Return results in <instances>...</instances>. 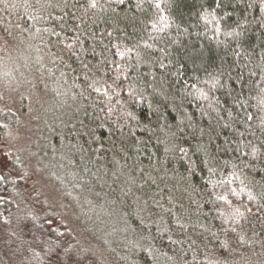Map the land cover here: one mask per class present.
Instances as JSON below:
<instances>
[{
  "label": "trees",
  "instance_id": "trees-1",
  "mask_svg": "<svg viewBox=\"0 0 264 264\" xmlns=\"http://www.w3.org/2000/svg\"><path fill=\"white\" fill-rule=\"evenodd\" d=\"M2 36L0 73L44 71L35 152L108 254L264 264V0H0Z\"/></svg>",
  "mask_w": 264,
  "mask_h": 264
},
{
  "label": "rangeland",
  "instance_id": "rangeland-1",
  "mask_svg": "<svg viewBox=\"0 0 264 264\" xmlns=\"http://www.w3.org/2000/svg\"><path fill=\"white\" fill-rule=\"evenodd\" d=\"M25 64L16 60L9 75L0 73V195L6 192L0 196V264H124L108 254L101 230L71 203L35 152L36 110L43 114L54 97L38 94L44 71L26 72ZM7 110L16 116L13 126Z\"/></svg>",
  "mask_w": 264,
  "mask_h": 264
},
{
  "label": "snow or ice",
  "instance_id": "snow-or-ice-1",
  "mask_svg": "<svg viewBox=\"0 0 264 264\" xmlns=\"http://www.w3.org/2000/svg\"><path fill=\"white\" fill-rule=\"evenodd\" d=\"M93 6H94V5H93ZM156 6L159 8V7H160L159 3H157ZM0 179H3V177H0ZM233 194H235V190H233ZM250 198H252V197L250 196ZM220 199L223 200V199H225V197H224V196H221ZM237 212H238V214L243 215L242 213H239V210H237Z\"/></svg>",
  "mask_w": 264,
  "mask_h": 264
}]
</instances>
